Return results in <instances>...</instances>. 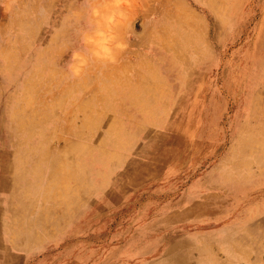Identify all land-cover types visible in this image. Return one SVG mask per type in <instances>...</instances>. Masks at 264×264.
<instances>
[{
    "label": "rangeland",
    "instance_id": "obj_1",
    "mask_svg": "<svg viewBox=\"0 0 264 264\" xmlns=\"http://www.w3.org/2000/svg\"><path fill=\"white\" fill-rule=\"evenodd\" d=\"M257 206L264 0H0V264H199Z\"/></svg>",
    "mask_w": 264,
    "mask_h": 264
},
{
    "label": "bare ground",
    "instance_id": "obj_2",
    "mask_svg": "<svg viewBox=\"0 0 264 264\" xmlns=\"http://www.w3.org/2000/svg\"><path fill=\"white\" fill-rule=\"evenodd\" d=\"M204 198V201L198 203L199 208L207 211V209H209L210 207L215 208L214 206H219L218 192L216 194H207ZM257 207V209L255 208L256 210L252 209L251 216L258 217L263 214L264 209H262V207L260 206ZM256 217H253V219H255ZM194 238V242L196 243L195 249H197L199 252V264H226L227 261H230L232 258L238 260L244 258L249 253H251V251H256L264 257V216L260 217V219H257L255 223L247 227V229L243 232L227 236H218L217 238H215L216 243L218 244L215 248L212 245H208L207 239H205V237L196 236ZM185 242L187 241L183 240L169 246V248L167 249V254L169 257L168 264H190V250H184L182 253L175 254V251L178 250V248L181 249V247H185ZM230 245H232L233 248L228 251L225 247H229ZM215 251H223L226 254V259L222 263H220V261L218 260L217 252Z\"/></svg>",
    "mask_w": 264,
    "mask_h": 264
},
{
    "label": "clouds",
    "instance_id": "obj_3",
    "mask_svg": "<svg viewBox=\"0 0 264 264\" xmlns=\"http://www.w3.org/2000/svg\"><path fill=\"white\" fill-rule=\"evenodd\" d=\"M86 40L89 43H94L93 38L87 37ZM96 56L103 60L113 61L115 62V56L113 55L111 49L103 46H99L96 52Z\"/></svg>",
    "mask_w": 264,
    "mask_h": 264
}]
</instances>
